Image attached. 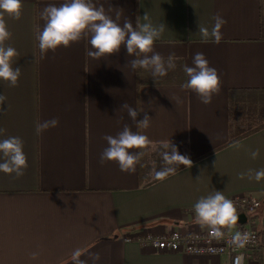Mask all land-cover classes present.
<instances>
[{
	"label": "crops",
	"instance_id": "1",
	"mask_svg": "<svg viewBox=\"0 0 264 264\" xmlns=\"http://www.w3.org/2000/svg\"><path fill=\"white\" fill-rule=\"evenodd\" d=\"M63 2L22 0L19 20L4 16L12 34L5 44L19 53L13 66L22 74L16 87L0 81V95L6 97L0 139L20 137L28 167L20 178L0 172V264H72L77 248L84 250L80 259L87 264H92V253L100 254L97 264H228L225 255L160 252L124 240L136 233L206 228L195 222L194 205L216 190L228 199L242 194L261 198L255 214L261 246L248 264H264V179L247 176L249 170L254 175L264 169V128L236 141L239 147L228 144L229 92L264 88L259 0H92L114 20L119 13L121 25L127 19L134 27L137 19L144 23L145 13L154 25H166L154 51L165 60L174 52L176 68L168 71V81L141 86L139 69L127 64L135 57H128L124 47L97 60L87 55L92 49L82 39L41 55L36 39L44 26L41 12ZM217 14L227 21L218 44L198 32V25L210 30ZM197 52L217 69L221 81L220 93L208 105L181 88L188 80L185 73L184 82H175ZM125 102L152 117L148 129L136 127L121 109ZM143 116L140 112L137 120ZM53 118L59 125L36 135V123ZM125 124L151 141L134 174L122 172L116 162L100 163L108 147L104 137L116 136ZM166 141L188 156L192 167L179 165L175 175L141 185L139 165L144 177L153 180L164 167L160 153ZM236 213V224L225 228L247 219ZM33 252L39 253L34 260Z\"/></svg>",
	"mask_w": 264,
	"mask_h": 264
},
{
	"label": "clouds",
	"instance_id": "2",
	"mask_svg": "<svg viewBox=\"0 0 264 264\" xmlns=\"http://www.w3.org/2000/svg\"><path fill=\"white\" fill-rule=\"evenodd\" d=\"M22 0H0V81L6 82L10 87L18 86L22 74L20 67H14V58L19 55L12 46H6L5 42L11 39V32L8 30L4 16L19 20L22 15ZM41 19L44 21L42 30H38L36 39L41 55L55 50L61 46L67 48L72 43L82 39H88L91 51L87 53L93 59H100L104 56L118 54L122 47L126 48L128 57H135L127 64L133 70L143 69L150 71L153 78L164 77L168 71L176 68L175 53H170L165 60L158 52L154 51L155 41L159 40L165 31L166 25L161 23L154 25L147 13L143 15L144 23L136 20L135 27L130 20H125L123 25L106 14L103 6L96 7L92 0H64L59 6L48 5L41 12ZM215 21L212 28L198 25V32L205 41L213 39L219 43L222 39L221 28L227 23L219 14L213 17ZM183 71L188 80L181 85L183 90H191L200 98L201 103L208 105L212 102L214 94L221 91V81L217 69L209 65L208 60L202 52L193 56L192 66L184 65ZM6 97L0 95V112ZM121 109L127 111L130 119L138 129H148L152 117L146 111H138L127 102ZM140 112H144L143 119L137 120ZM59 125L56 118L37 122L35 125L36 135H41L49 128ZM0 129V135L4 133ZM108 147L100 155V163L106 161L116 162L122 172L134 174L136 166L146 154L144 149L151 144L147 135L139 131H133L127 124L116 136L106 135ZM233 147H239L235 142ZM160 153L164 167L154 172L153 179L163 181L169 176L176 174L179 165L187 168L192 167V160L180 154L178 148L172 142H162ZM136 149L138 151H131ZM259 150L253 151L251 156L255 159ZM28 167L27 156L23 151V141L20 137L8 136L0 139V172L15 174L20 178L25 174ZM245 173H240L239 178L244 179ZM248 179H255L257 182L264 179V169L247 173ZM195 222L210 230L213 238L223 237V228L235 225L238 220L236 208L233 202L226 198L222 191H215L206 197H201L194 205ZM249 240V234L237 232L232 237V242L238 247H244ZM85 252L82 249H75L71 255L72 264H87L80 259ZM34 260L39 253L30 254ZM92 264H97L101 259L99 253H92L89 257Z\"/></svg>",
	"mask_w": 264,
	"mask_h": 264
},
{
	"label": "built area",
	"instance_id": "3",
	"mask_svg": "<svg viewBox=\"0 0 264 264\" xmlns=\"http://www.w3.org/2000/svg\"><path fill=\"white\" fill-rule=\"evenodd\" d=\"M236 211L247 214V219L234 229L223 228V237L213 238L206 228L170 229L160 233H136L126 235L124 240L136 241L160 252H182L191 256H221L228 258V264H248L254 259L253 252L260 248L259 230L255 224V214L261 205V198L251 194L231 197ZM248 233L249 240L244 247L232 242L237 233Z\"/></svg>",
	"mask_w": 264,
	"mask_h": 264
},
{
	"label": "trees",
	"instance_id": "4",
	"mask_svg": "<svg viewBox=\"0 0 264 264\" xmlns=\"http://www.w3.org/2000/svg\"><path fill=\"white\" fill-rule=\"evenodd\" d=\"M259 34L264 39V0H259ZM181 67L179 77L175 82H184V71ZM168 81L167 77L153 78L152 75L141 74L139 69V86L146 83H162ZM229 140L228 144L236 142L246 136L264 128V88H236L229 92ZM139 180L141 185H148L155 181L144 177L142 167L139 165Z\"/></svg>",
	"mask_w": 264,
	"mask_h": 264
},
{
	"label": "water",
	"instance_id": "5",
	"mask_svg": "<svg viewBox=\"0 0 264 264\" xmlns=\"http://www.w3.org/2000/svg\"><path fill=\"white\" fill-rule=\"evenodd\" d=\"M244 221H242V223H243Z\"/></svg>",
	"mask_w": 264,
	"mask_h": 264
}]
</instances>
